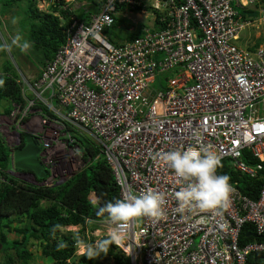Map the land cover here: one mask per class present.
Returning a JSON list of instances; mask_svg holds the SVG:
<instances>
[{
    "label": "built area",
    "instance_id": "obj_1",
    "mask_svg": "<svg viewBox=\"0 0 264 264\" xmlns=\"http://www.w3.org/2000/svg\"><path fill=\"white\" fill-rule=\"evenodd\" d=\"M100 1L89 22L71 17L54 58L25 83L23 102L12 103L0 126L5 140L15 144L20 132L35 138L48 171L42 186L63 181L56 174L60 164L85 165L81 135L99 144L120 199L162 193L164 217L137 218L126 241L114 244L130 264H248L250 254L264 253V242L240 245L239 235L246 223L264 235V182L256 199L231 183L229 203L218 213L182 215L175 192L186 182L151 154L194 144L195 131L239 173L264 171V12H245L257 0H153L163 13L158 26L116 46L105 28L118 12L147 4ZM249 27L263 39L251 50L238 44ZM244 151L256 163L243 161ZM91 222L92 243L113 227L107 217Z\"/></svg>",
    "mask_w": 264,
    "mask_h": 264
},
{
    "label": "trees",
    "instance_id": "obj_2",
    "mask_svg": "<svg viewBox=\"0 0 264 264\" xmlns=\"http://www.w3.org/2000/svg\"><path fill=\"white\" fill-rule=\"evenodd\" d=\"M36 1L0 0V103L7 99L23 101L18 75L10 61V56L13 55L6 39L13 43L15 40L6 32L10 29L9 21H2L1 18L7 16L19 21L23 16L20 23L23 33L20 39L22 45H28L23 51L28 50L35 54L32 59L26 52V58L23 60L29 67L37 70L52 60L57 49L64 43L63 31L70 25L71 16L77 15L79 21L88 20L87 14L82 10L62 9L64 0H55L47 11L39 10ZM15 4L16 8L13 7ZM262 7L264 9V5ZM246 13L255 14L256 10H248ZM114 19L113 25L104 30L112 42L115 38L111 33L120 23L117 16ZM262 41V37L257 38L252 48L260 45ZM45 109L47 108L43 106V110ZM9 111L10 107L5 108V113ZM86 149L85 165L71 177L72 184L69 178L58 185L36 186L8 173L11 150L0 136V252L4 253L5 257L0 264H30L34 255L29 246L36 244L40 246V257L51 264H102L94 258L81 256L76 251L79 244L87 245L93 242L94 235L88 234L95 227L91 221L107 217L98 216L97 210L109 201L120 199L119 188L105 157H96L89 146H86ZM242 159L250 165L256 163V159L251 157L248 151L243 152ZM217 174L229 176L230 182L236 183L241 193L252 199L258 197L264 182V171L256 177H250L229 170L227 164L222 161ZM91 194H94V200H91ZM13 222L20 225L12 227ZM74 226L79 228L73 229V234H64L67 228ZM13 231L17 232L19 238H9V233ZM253 231L249 224L243 225L239 235L240 245L252 241L264 242V237L256 235ZM249 232L253 235L248 234ZM99 257L111 259V262L106 264H130L129 258L114 244L106 255L102 253ZM248 264H264V253L250 254Z\"/></svg>",
    "mask_w": 264,
    "mask_h": 264
},
{
    "label": "clouds",
    "instance_id": "obj_3",
    "mask_svg": "<svg viewBox=\"0 0 264 264\" xmlns=\"http://www.w3.org/2000/svg\"><path fill=\"white\" fill-rule=\"evenodd\" d=\"M43 1H47L50 7V5L55 0H43ZM149 1H152V2L149 4ZM85 2L86 4H84L81 7L76 8L75 10L77 11L82 10L85 14H87L88 20L87 21L78 20L79 22H89L90 16L92 14L97 13L98 6L102 4L100 0H85ZM152 3H153V0H144L143 4H149V5L148 6L146 5L143 8L138 6L133 11H135V14L138 15V14H141L146 7L150 8L152 11V23L148 27L156 28L159 23L158 17H160L163 13L161 12V10L154 8ZM61 8L62 9L70 8L66 0H64V4L61 6ZM247 8L244 9L245 12L248 10H256L255 14L252 13L253 15L259 14L260 9H262V11L264 12V9L261 4V0H257V2L254 3L252 7H247ZM71 10H74V8H71ZM54 14L58 15V13H54ZM120 14L122 13L118 12L114 16V18ZM122 15L128 16L124 14ZM154 16H156L155 17L156 19L154 18ZM71 17H75V16H71ZM71 22H72V19H71ZM155 23H157V25ZM66 29H64L63 31L65 34V38H66V33H65ZM132 29L135 30L136 28L132 27ZM255 29L257 28L249 27L246 30H255ZM142 30L140 31V33H137V36L141 34ZM259 37H261V34H259V36L254 39H257ZM247 38L248 37H245V41L247 40ZM108 41L111 44L117 46L119 44H123L130 40L114 43L110 41L108 38ZM27 47H28L27 44H24L22 46L23 49H26ZM10 59H11L12 64L15 66L14 68L19 70L17 65L14 63L12 56H10ZM43 66H41L39 70L33 69V73H34L33 77L30 75L25 76L27 75V73L23 75L22 73L18 71L17 75H18V82L20 83V93H22V89L25 88L26 82L32 83L38 79V77L40 76V72H41L40 69ZM28 69L26 70V72H28ZM37 74L38 76H36ZM43 95H46V93H43ZM13 102L19 103L21 101H12L10 99L1 101L0 103V126L6 121L5 117L7 116L6 119L8 118V115L12 109ZM7 107H10V111L8 113H5V108ZM45 111L47 110L45 109ZM24 134L26 135L27 133L20 132L18 138L20 137L23 139V136H25ZM192 135L194 139V144H189L186 148L182 146V147L174 148L168 151L155 152L151 154V159H153L154 161H160L166 167L172 170L176 177L186 182L183 187H181L178 191L175 192V198L178 204L177 211L180 214L183 215L186 211L187 212L200 211V212H217L218 213L220 209L227 207L229 200H230V195L233 192V188L230 183V177L227 175L217 174V169L221 167V157L216 152L210 150L208 147L203 145V143L201 142L199 133L194 131ZM0 136L1 137L4 136V133L1 129H0ZM18 138L14 140L15 144L13 147H10L9 145H7L5 138H3L6 145L11 150L10 151V162H9V167H11V170L8 171V173L11 175H14L13 173L15 171L13 167V161H12L13 150L23 145L21 144L20 146H18L17 144ZM26 178H27L26 180L28 183H31L30 178H32L33 181L36 180L33 176L30 177L29 175L26 176ZM68 179L69 178L63 180L62 182ZM43 180H39L38 182L42 183ZM58 184H54V185H58ZM92 195L94 197V194ZM97 215L98 216L106 215L108 223L112 225L113 227H111V229L109 230L106 238L100 241H97L95 243H90L87 245L85 244L78 245V247L79 246L84 247V250L81 252V256L86 255L89 259L99 257L102 253L106 255L109 252L110 246L113 244L120 247L127 239L128 227L134 224L137 218L150 217L156 220L163 218L165 215V198L162 193H158L152 190H149L140 195H135V194L130 193L125 199H116L114 201H109L103 204V206H101L97 210ZM78 228L79 226H74L72 229L75 230Z\"/></svg>",
    "mask_w": 264,
    "mask_h": 264
},
{
    "label": "rangeland",
    "instance_id": "obj_4",
    "mask_svg": "<svg viewBox=\"0 0 264 264\" xmlns=\"http://www.w3.org/2000/svg\"><path fill=\"white\" fill-rule=\"evenodd\" d=\"M66 1L68 2L70 9L74 8V10L76 8L81 7L84 4H86L85 0H66ZM151 2L152 1H149V4ZM36 4H37L38 9L41 11L50 10L49 3L47 1L37 0ZM149 4H147V6ZM261 4L264 5V0H261ZM13 7L16 8V4L13 5ZM119 9L123 10L122 7H120ZM74 16L76 17L77 15H74ZM22 18H23V16L19 19V21H16V20H13L11 17L6 16L4 18H1V20L2 21H5V20L9 21L8 28H10V29L6 30V32L8 34H10L11 37L15 40V42L13 43V42H11L10 39H8V38L6 39L8 41V48L10 49V52L13 55L12 56L13 61L19 69V70H17L15 68V73L18 74V71H19L23 75H25L27 73V75H25V76L30 75L33 77L34 76L33 68L29 67V65L26 64L23 60L24 58H26V54H25L26 52L28 53V55L32 56V59H33L35 54L32 52H29L28 50L26 52L23 51V48H22L23 45L21 42L22 40L20 39V38H22V33H23V30H21V28H20V23H21ZM117 18L120 19V23L118 24V26L116 28L113 29V31L111 33L112 36L115 38L114 43L124 42V41L133 39V37H137V33H140V31L143 28L148 27L152 23V11L150 8L146 7L141 14L136 15L135 11H132L131 13L128 14V16H123L122 14H120L117 16ZM16 22L19 25H17ZM5 24H7V23L5 22ZM132 27L136 28V29L133 30ZM12 30H13V32H12ZM259 34H260V30H257V29L245 30L243 33V36L241 35L240 43L238 42V44L244 45L245 37H248L247 41H250V40L254 41V40H256L254 38L258 37ZM160 56H162V55H160ZM10 61H11V59H10ZM28 67H29V69H28ZM27 69H28V72H26ZM157 84L158 83L155 82L154 84H152V86H157ZM54 103H56L55 99H54ZM6 117H5V120H6ZM7 121H9V120H7ZM2 137L5 138V136H2ZM79 138H80V141L83 145L89 146L95 152V154L97 155V156L95 155L96 157H101V158L103 157V154L100 151L99 144L93 138H89L87 136H81V135L79 136ZM6 142H7V140H6ZM7 145H9L10 147H13L14 143L11 140H8ZM222 162H225L227 164L229 170L231 169L232 171L238 173V171L234 170L233 167L231 166V161L229 159L222 160ZM60 165L61 166H58L59 169H58V172H56V174L57 175L61 174L62 178H63L62 180H64L66 178L73 177L74 174H76L83 167L84 162L83 163L81 162V167H79L77 169L73 168L72 166H70V168H69L66 164H60ZM10 170H11V167H8V171H10ZM61 171H64V172L61 173ZM11 176L17 178L15 175H11ZM20 176H21V174L18 175V178H20ZM70 179H71L70 184H72L73 179L72 178H70ZM30 182H31V184H34L36 186H38V185L41 186V184H42L40 182H37L36 180L33 181L32 178H30ZM90 198H91V200H94V197L92 194L90 195ZM23 220H24V218H23ZM18 225H20L18 222L12 223V227H15ZM72 230H73L72 228L71 229L67 228V230H65L64 234H67L68 232H71L73 234L74 232ZM97 233L98 232L95 231V234H97ZM9 238L12 239V238H19V237L17 235V232L13 231V232L9 233ZM29 250L34 255L33 259L30 261V264H51L46 259L40 257V246L38 244H36L34 246H32V245L29 246ZM83 250H84V247L79 246L76 252L78 254H81V252ZM4 258H5L4 253L0 252V262ZM94 259L102 262V264H106L108 262H111V259H109V258L105 259V258H101V257H95ZM15 264H21V262H16ZM138 264H142V263L139 262Z\"/></svg>",
    "mask_w": 264,
    "mask_h": 264
},
{
    "label": "water",
    "instance_id": "obj_5",
    "mask_svg": "<svg viewBox=\"0 0 264 264\" xmlns=\"http://www.w3.org/2000/svg\"><path fill=\"white\" fill-rule=\"evenodd\" d=\"M39 147L34 137L29 134L23 136V145L15 148L12 153L13 167L16 171H14L13 174L16 177L21 174L20 179L27 181L26 176L29 175L30 177L33 176L37 182L46 177V167L43 165L42 161L39 160ZM251 235L253 234L251 233ZM1 247L2 244L0 243V249Z\"/></svg>",
    "mask_w": 264,
    "mask_h": 264
},
{
    "label": "bare ground",
    "instance_id": "obj_6",
    "mask_svg": "<svg viewBox=\"0 0 264 264\" xmlns=\"http://www.w3.org/2000/svg\"><path fill=\"white\" fill-rule=\"evenodd\" d=\"M255 41H256V40H254V41H251V40H250V41H247V40H246V41H244V45H245V46H251V47H248V49H250V48L253 49L252 47L254 46ZM252 44H253V45H252ZM257 47H258V46H257ZM251 49H250V50H251ZM21 95H22V97H23V94H22V93H21ZM40 102H41V101H40ZM78 138H79V136H78ZM79 139H80V138H79ZM86 150H87V149H86ZM39 160H41L40 156H39ZM41 161H42V160H41Z\"/></svg>",
    "mask_w": 264,
    "mask_h": 264
},
{
    "label": "flooded vegetation",
    "instance_id": "obj_7",
    "mask_svg": "<svg viewBox=\"0 0 264 264\" xmlns=\"http://www.w3.org/2000/svg\"><path fill=\"white\" fill-rule=\"evenodd\" d=\"M17 144H18V146H20L21 144H23V139L19 137V138H18V143H17ZM14 170H15V169H14Z\"/></svg>",
    "mask_w": 264,
    "mask_h": 264
}]
</instances>
